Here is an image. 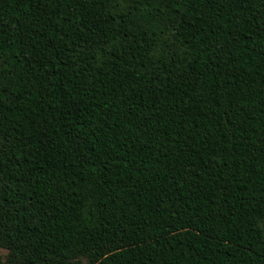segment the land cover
<instances>
[{"label": "trees", "instance_id": "trees-1", "mask_svg": "<svg viewBox=\"0 0 264 264\" xmlns=\"http://www.w3.org/2000/svg\"><path fill=\"white\" fill-rule=\"evenodd\" d=\"M0 264H264V0H0Z\"/></svg>", "mask_w": 264, "mask_h": 264}]
</instances>
